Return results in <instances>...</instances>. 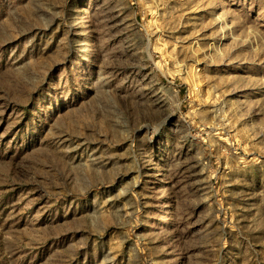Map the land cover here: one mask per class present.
Masks as SVG:
<instances>
[{
  "label": "rangeland",
  "instance_id": "rangeland-1",
  "mask_svg": "<svg viewBox=\"0 0 264 264\" xmlns=\"http://www.w3.org/2000/svg\"><path fill=\"white\" fill-rule=\"evenodd\" d=\"M0 264H264V0H0Z\"/></svg>",
  "mask_w": 264,
  "mask_h": 264
}]
</instances>
